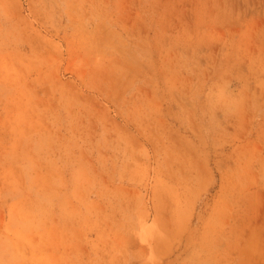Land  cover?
<instances>
[{
    "label": "rangeland",
    "instance_id": "1",
    "mask_svg": "<svg viewBox=\"0 0 264 264\" xmlns=\"http://www.w3.org/2000/svg\"><path fill=\"white\" fill-rule=\"evenodd\" d=\"M0 264H264V0H0Z\"/></svg>",
    "mask_w": 264,
    "mask_h": 264
}]
</instances>
